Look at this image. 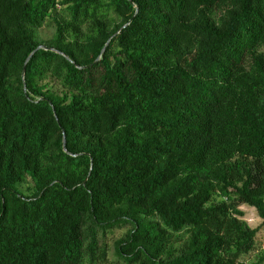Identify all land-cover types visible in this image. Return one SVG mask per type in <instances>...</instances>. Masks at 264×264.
Instances as JSON below:
<instances>
[{"label": "trees", "instance_id": "16d2710c", "mask_svg": "<svg viewBox=\"0 0 264 264\" xmlns=\"http://www.w3.org/2000/svg\"><path fill=\"white\" fill-rule=\"evenodd\" d=\"M242 205L264 225V0H0V264H110L126 225L117 264H239Z\"/></svg>", "mask_w": 264, "mask_h": 264}, {"label": "rangeland", "instance_id": "374dc122", "mask_svg": "<svg viewBox=\"0 0 264 264\" xmlns=\"http://www.w3.org/2000/svg\"><path fill=\"white\" fill-rule=\"evenodd\" d=\"M52 36H53V28L51 26H45L38 31V39L40 42L48 41L52 38ZM48 89L54 94H60L61 92V88L57 84L51 82L49 84ZM29 186L30 183L24 184L23 186H20V189L23 192H25ZM238 210L243 213V217L241 220L245 222L248 227L252 229L255 228L258 229V234L256 236L253 249L249 253L241 255L238 259V263L264 264V225L262 224L261 220L257 216L254 209L242 205V206H238ZM130 229L131 227L129 225H126V226H120L110 229L105 233L104 236H102V234L99 233L100 246L106 247L108 251L109 262L112 261L110 264H117L114 262L115 260L112 257L114 254L115 243L123 239ZM181 235H180L181 237L180 239L183 240L184 238Z\"/></svg>", "mask_w": 264, "mask_h": 264}, {"label": "water", "instance_id": "95a60500", "mask_svg": "<svg viewBox=\"0 0 264 264\" xmlns=\"http://www.w3.org/2000/svg\"><path fill=\"white\" fill-rule=\"evenodd\" d=\"M129 2H130V0H128ZM130 22H131V20H130ZM126 26H124L123 28H125ZM108 43L109 42H107L106 43V45H105V47L103 48V50H102V54L105 52V49H106V47L108 46ZM38 50H47V51H52V52H54V53H57V54H59V55H61V56H63L62 54H60L59 52H57V51H54V50H52V49H50V48H46V47H38L37 49H36V51H38ZM36 51H34L33 53H31L29 56H28V58L26 59V61H25V64H24V68H23V71H22V78L24 77V73H25V66H26V64L29 62V60L32 58V56L34 55V53L36 52ZM65 59L66 60H68V58L67 57H65ZM99 60V59H98ZM97 60V61H98ZM97 61L95 62V63H97ZM23 87H24V91H25V84H23ZM41 100H43V99H41ZM54 112V111H53ZM63 150L65 151V138L63 137Z\"/></svg>", "mask_w": 264, "mask_h": 264}]
</instances>
